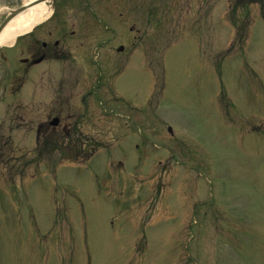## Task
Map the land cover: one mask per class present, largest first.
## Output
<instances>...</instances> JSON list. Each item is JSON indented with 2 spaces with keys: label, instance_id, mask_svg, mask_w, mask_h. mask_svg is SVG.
Segmentation results:
<instances>
[{
  "label": "rangeland",
  "instance_id": "374dc122",
  "mask_svg": "<svg viewBox=\"0 0 264 264\" xmlns=\"http://www.w3.org/2000/svg\"><path fill=\"white\" fill-rule=\"evenodd\" d=\"M30 1L0 0V24ZM260 2L46 0L50 18L81 11L80 40L87 27L89 49L105 46L90 113L62 116L105 147L84 163L63 161L64 145L35 148L53 67L22 87L14 75L37 31L0 45V264H264ZM88 73L52 78L63 87ZM134 93L133 109H116ZM34 95L43 112L29 115Z\"/></svg>",
  "mask_w": 264,
  "mask_h": 264
},
{
  "label": "flooded vegetation",
  "instance_id": "af4514ba",
  "mask_svg": "<svg viewBox=\"0 0 264 264\" xmlns=\"http://www.w3.org/2000/svg\"><path fill=\"white\" fill-rule=\"evenodd\" d=\"M77 12L78 13L75 14H68L63 21H60L58 18H48L34 30L35 32L37 31L36 37L29 36V40L25 39L20 46V53L23 55L22 58L24 62L20 66L22 73L18 75V78L22 85L27 83L31 71L39 72V69L48 71V66L53 67V69H51V77L49 81H47V83L49 82V88L53 89L50 98L56 99L55 102H51L50 106L47 107L48 113L52 115L86 113L88 109L86 103L72 107L70 105V100L81 99L85 102L86 99L98 96L92 95L90 91L96 89L95 86L92 88L95 81L98 79L97 82H100L101 85L100 79L102 80L103 78L102 73H104V70L102 68V63L104 59L102 58L103 54L101 55L102 52L100 49L105 46H93L89 49V43H85V38L88 35L87 27L89 21H86L85 18L82 20L76 19L75 16L81 11ZM101 14L104 15L103 12ZM98 21L99 25H101V21ZM84 24H87V27L86 36L84 33L82 42L78 30L79 26ZM74 27H77L78 30L74 29ZM77 34L78 37L76 36ZM43 38L52 40V42H48ZM76 41H79L78 46L74 44ZM94 49L99 53V60H101L99 70H96L97 75L95 78L93 77L94 71L89 64V54H91ZM74 66H79V68L83 67L88 70V76L86 78L77 77L76 80L73 82L71 81V83L65 82V80H63L64 78H61L60 81L64 86L56 87L53 76L57 71V67H60L63 71H73ZM101 89L106 91L105 84L102 85L100 90L98 89L99 95L101 94ZM38 98L42 97L38 96ZM64 99L66 100L64 101ZM42 127L43 123L40 124V128Z\"/></svg>",
  "mask_w": 264,
  "mask_h": 264
},
{
  "label": "bare ground",
  "instance_id": "6f19581e",
  "mask_svg": "<svg viewBox=\"0 0 264 264\" xmlns=\"http://www.w3.org/2000/svg\"><path fill=\"white\" fill-rule=\"evenodd\" d=\"M49 10L47 4L40 3L14 17L0 33V45L13 43L16 36L41 20Z\"/></svg>",
  "mask_w": 264,
  "mask_h": 264
},
{
  "label": "water",
  "instance_id": "95a60500",
  "mask_svg": "<svg viewBox=\"0 0 264 264\" xmlns=\"http://www.w3.org/2000/svg\"><path fill=\"white\" fill-rule=\"evenodd\" d=\"M18 12H19V11L15 12L14 15H15L16 13H18ZM9 19H10V18H9ZM9 19H8V20H9ZM8 20H7V21H8ZM7 21H6V22H7ZM6 22L0 27V31L2 30V28L4 27V25L6 24Z\"/></svg>",
  "mask_w": 264,
  "mask_h": 264
}]
</instances>
